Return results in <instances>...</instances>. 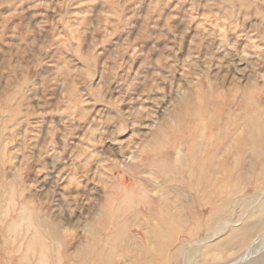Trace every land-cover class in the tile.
<instances>
[{"label":"rangeland","instance_id":"obj_1","mask_svg":"<svg viewBox=\"0 0 264 264\" xmlns=\"http://www.w3.org/2000/svg\"><path fill=\"white\" fill-rule=\"evenodd\" d=\"M252 87L264 111V0H0L6 251L21 248L19 254L28 256L22 264H37L41 254L50 258L54 252L61 264H72L94 233L109 246L122 238L114 257L123 263L122 257H130L123 250L128 235L148 241L146 214L141 211L135 225L123 223L119 211L106 217L105 208L113 209L108 199L135 204L143 190L152 192L164 180L174 189L182 178L172 150L179 136L176 118L201 104L209 109L214 98L234 96L243 103ZM206 117L214 118L213 112ZM230 164L235 172L222 180L225 196L212 227L206 231L205 216L184 224L194 233L173 239L168 257L183 243L199 242L189 264H232L264 235L258 207L264 180L256 176L264 160L254 162L247 153ZM21 202L31 212L19 209ZM192 202L190 196L185 206ZM137 207L127 208V215ZM256 211L260 215L252 216ZM34 221L53 225L56 238L34 236ZM224 223L223 232L205 241ZM254 223L258 232L238 247L235 230ZM40 240L55 243L51 254ZM176 258L167 264H187L182 255ZM241 264H264V248Z\"/></svg>","mask_w":264,"mask_h":264},{"label":"bare ground","instance_id":"obj_2","mask_svg":"<svg viewBox=\"0 0 264 264\" xmlns=\"http://www.w3.org/2000/svg\"><path fill=\"white\" fill-rule=\"evenodd\" d=\"M250 90V96L246 97L243 100V103L241 102L240 104H238L234 96H232L231 99H226V101H220L219 99L215 100L214 98L209 109L207 105L201 104L197 109H193L194 111L189 110L184 114V116L176 118V120L178 121L177 133H179V136L174 141L172 150L176 154L177 164L181 166L182 178L180 177L177 183L172 184L174 189H169V186H166L165 184L167 183V180H164L162 184L159 182H157L156 184L154 183L156 189L152 190V192L143 190L141 192V198H139V200H137L135 204L133 202H127L128 198H126L127 200L125 202L123 201L122 203L115 202L113 197L108 199L107 205L113 207V209L105 208L104 216L106 217L108 215H114L117 211H119L118 215L122 213L125 214V216L120 219L121 221H123V223H134L135 225L138 214L140 215L141 211L146 214L144 222L146 225H148L149 230L147 231L148 236H146L145 240L148 238V241H144V238L139 237V239H141V242L143 239L142 244L137 241L135 236L128 235L129 237L126 238L128 239V242L127 244L125 243L123 245V250H125L124 253H126L130 257H122L124 261L123 263H121V260L115 259L114 254L116 253V251L114 249L117 243H122V241H120L122 238H113V245L109 246L107 245L109 242L108 240L101 241V238L94 237L93 232L97 229V225H95L96 227L92 232L93 236L88 238L87 249H80V258H72V264H124L126 261L128 263L130 262V264H167L169 261L176 258L179 254L182 255V261L184 260L187 264H189L199 251V248L201 246L198 244L199 242H195L194 245L193 243H183V246L178 245L180 247H176V251L174 253L172 252L173 254L170 253V257H168L169 246H172L174 244V240H176L175 238H181V235L191 237L194 233V228H192L191 226L192 222L200 218V216H205L204 220L207 227L206 231L208 232V230H210V228L212 227V222L214 220L213 218L215 217V215L217 216L220 213L223 205L226 188L222 183V180H225L227 177H229L232 171L235 172L236 166L234 165V167L232 166V164L229 165V162H238L239 159L245 156L247 153L249 154L250 158L254 160V162L255 160L257 162V160L260 158L264 160V111L260 110L258 106V89L256 87H252ZM209 111L213 112L214 118L210 119L209 117L208 119V116L206 117ZM183 150L186 151V153L183 154ZM260 168V175H255L259 176L260 180H264V164ZM3 190V184L0 182V264H22L28 256L24 257L19 254L21 248L11 246L12 250H10L9 253L6 251L9 249V244L6 238L10 236V234L8 233V228L5 229L1 227V220H3V215L1 214L2 211L6 210V206L9 207V204L5 206L7 195H4L6 191L3 192ZM190 196L193 200V207H189L188 205L185 206V203L188 202V200L190 202ZM12 201H14L13 198ZM259 202L261 203V201ZM238 204L239 203H237V205ZM17 205L18 207L20 206L19 209L21 210H28V206H26L23 202ZM133 206L138 207L134 208V211L131 210V212H133V215H127L129 214V212H127V208ZM258 207H260L259 209H261L262 213H264V202L261 203ZM29 210L27 212H31V210ZM7 211H4L5 217L8 214ZM259 211H256V214H254V212L252 216H259ZM16 212L18 213V211ZM12 214L14 215V211ZM24 215L26 216V214ZM227 217L228 216H226V218ZM151 220H157L155 226L149 225ZM236 220L238 219L236 218ZM263 221L264 219H262V222ZM19 222L22 223L21 221H17L16 223ZM25 222H28V220ZM31 223H29L28 226H30ZM188 223L191 225L186 228L183 227L184 224ZM15 224H13L14 227H17ZM256 224L258 225V223ZM33 225L32 234L34 236L38 237L39 234L41 235L42 233L44 238H56V233L53 231L54 227L50 223H47L45 226H43L42 223L36 221L35 224L33 223ZM224 226H227L226 223L216 225V227H214L215 231L213 229V234H209L208 239L206 236L205 241H208L212 238V236L223 232L225 229ZM251 226L246 227L245 229H243L242 227V229H233L238 232V235H235V238L237 237L240 239H235L237 241H240V244L238 243V247H241V244L246 246L247 241H249L250 239L248 238L249 235L253 231L258 232L259 225L257 226L258 230H254V228H256L255 223L253 225V228ZM236 232L235 234H237ZM17 235L20 234L17 233ZM256 235H254V238ZM12 237L13 235L11 236V238ZM230 240L232 241V239ZM230 240L229 242H231ZM154 242H160V247H154ZM235 242L236 241H234V243ZM40 243V246L46 251L50 252V254L51 250L55 249V243L54 246L46 245V243H42L41 240L39 241V244ZM57 244L59 245V241ZM149 244H152L153 246H150ZM263 248L264 235L255 238L251 243H249L246 249L244 248L245 251L242 256H238L240 257V259L235 261L236 263L233 262L232 264L243 263L250 257L259 253ZM207 249H209V247H207ZM239 249L241 250V248ZM48 256H44L43 254H41L37 264H61L62 258L59 252H57V254H55L54 252V255H51L50 258ZM206 256L203 257L206 258ZM130 258L131 261H129ZM174 261L176 262V260ZM204 261H202L201 263H203ZM197 262L194 263L196 264Z\"/></svg>","mask_w":264,"mask_h":264}]
</instances>
